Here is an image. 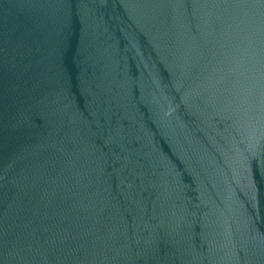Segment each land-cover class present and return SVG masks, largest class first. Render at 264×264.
Here are the masks:
<instances>
[{"label":"water","instance_id":"1","mask_svg":"<svg viewBox=\"0 0 264 264\" xmlns=\"http://www.w3.org/2000/svg\"><path fill=\"white\" fill-rule=\"evenodd\" d=\"M0 264H264V0H0Z\"/></svg>","mask_w":264,"mask_h":264}]
</instances>
